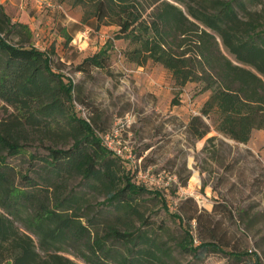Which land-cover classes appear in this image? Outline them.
<instances>
[{
	"label": "trees",
	"instance_id": "16d2710c",
	"mask_svg": "<svg viewBox=\"0 0 264 264\" xmlns=\"http://www.w3.org/2000/svg\"><path fill=\"white\" fill-rule=\"evenodd\" d=\"M52 2L79 9L81 24L93 23L96 31L115 28L97 52L74 67L76 73L107 70L113 42L124 41L127 47L119 52L124 63L161 66L173 80L176 98L187 83L208 93L186 126L195 139L213 130L246 144L253 131H264V0ZM61 31L69 50L73 37ZM11 35L27 42L31 32L0 3V102L4 111L12 110L0 119V264H75L60 254L66 247L85 264H180L175 250L193 261L218 254L226 264H262L261 255L243 244L249 233H261L256 227L264 222L263 213L252 215L225 199L207 211L192 197L171 212L162 192L136 180L135 171L72 111L75 85L52 68L55 45L15 46ZM33 133L40 136L35 141ZM13 159H24L26 167L13 165ZM82 185L104 197L98 205L116 214L121 228L101 226L89 216L84 195L76 192ZM141 196L160 203L179 236L166 234L164 227L149 231ZM255 246L264 255V236Z\"/></svg>",
	"mask_w": 264,
	"mask_h": 264
},
{
	"label": "rangeland",
	"instance_id": "374dc122",
	"mask_svg": "<svg viewBox=\"0 0 264 264\" xmlns=\"http://www.w3.org/2000/svg\"><path fill=\"white\" fill-rule=\"evenodd\" d=\"M15 4L17 7L7 8V12L14 21L28 25L31 37L27 42H21L24 38L11 35L9 43L39 50L55 45L52 68L75 85L72 111L87 120L98 135L117 132L119 144L115 145L117 140H114L112 146L121 149L124 155L131 152L135 158L142 159L135 170L136 180L161 191L171 212H176L181 199L192 197L199 208L207 211L215 201L225 199L233 208L251 209L252 215L264 214V159L261 154L256 157L222 136L207 144L189 134L186 126L191 117L199 115L202 107L200 97L192 90L182 104L175 97L176 91L171 89L173 80L168 72L153 64H147L143 69L125 64L119 54L127 47L124 41L113 42L115 49L107 70H92L88 75L76 73L74 67L82 57L97 52L106 39L113 36L115 29L101 27L96 31L93 23H87L81 24L79 30L73 25L77 26L74 21H79L80 10L68 9V6L59 9L50 0H18ZM61 29L73 37L69 50L63 47ZM74 30L84 34L74 39ZM173 99L177 101L176 105H172ZM11 112L10 108L4 111L0 102V119H5ZM210 132L213 135L212 130ZM254 135L261 151L264 135L258 132ZM39 137L33 133L31 141ZM49 140L45 139V142L49 143ZM205 145L208 149L203 152ZM57 147L63 148V145ZM11 163L21 169L26 167L24 159H13ZM78 182L77 178L70 186ZM76 192L84 195L89 216L97 217L99 225L122 227L114 221L116 214L105 212L98 205L104 199L102 195L84 185L78 186ZM140 200L141 210L150 219L149 231L157 233L164 227L168 229L166 234L180 235L177 224L165 214L159 202L147 196H141ZM257 229H261V233L257 236H254L255 230L249 233L243 246L259 253L264 264L262 250L255 246V242L264 236V222ZM60 254L75 264H85L71 247H66ZM173 254L180 264H226V258L218 254L208 255L202 261H193L177 250Z\"/></svg>",
	"mask_w": 264,
	"mask_h": 264
},
{
	"label": "crops",
	"instance_id": "0c3cea01",
	"mask_svg": "<svg viewBox=\"0 0 264 264\" xmlns=\"http://www.w3.org/2000/svg\"><path fill=\"white\" fill-rule=\"evenodd\" d=\"M16 1H18V0H0V3L5 7V10L7 11V8H12V7H17V5L15 4V2ZM50 1H52V0H50ZM50 3H48V6H50L49 5ZM18 7H21V6H19V4H18ZM57 7V6H56ZM63 6H59V7H57V8H59V9H61ZM68 9H70V8H68ZM74 23H76L77 24V26L75 25V27L76 28H78L79 30L81 29L79 26H82L81 25V22H80V19H79V21H74ZM64 27L65 26H67V24L66 25H63ZM107 28H109V29H115L114 27H107ZM75 34V36H74V39H75V37L77 36V35H83L84 33H81V32H77V30H74L73 31V35ZM85 44H87L86 42H84ZM71 46V45H70ZM78 49H79V47H78ZM84 48H82V50H83ZM81 50V49H80ZM86 56H84V57H82V58H85ZM155 66H157V67H159V68H162L161 66H159V65H155ZM144 67H138V69H143ZM163 69V68H162ZM164 70V69H163ZM165 71V70H164ZM200 88H201V86L199 85V84H196V83H187L184 87H182L180 90H178L179 91V93H178V97L176 98V99H180L179 100V102L180 103H185V101H186V97H188V95H189V93H190V90H192L198 97H200L199 98V100H200V104H201V106L203 105V103L207 100V98H208V93H205V92H200ZM171 89L172 90H174L173 89V87H171ZM199 104V103H198ZM187 111V110H186ZM256 132H258L260 135H264V131H262V130H256V131H253L252 132V135H251V138H250V140L248 141V143H246V144H236V143H234L232 140H230V141H232L233 142V144H236V145H239V146H242L244 149H246V150H248V151H250L252 154H254L256 157H259V155H258V153L259 154H261V158L262 159H264V143H263V149L260 151V148L259 147H257L256 146V143H255V140L253 139L254 137H255V135H254V133H256ZM212 133H213V135H211V132L210 133H208L204 138H203V140H207L208 138H210V137H213V136H216V137H220V135H218L215 131H213L212 130Z\"/></svg>",
	"mask_w": 264,
	"mask_h": 264
},
{
	"label": "built area",
	"instance_id": "2783aa9c",
	"mask_svg": "<svg viewBox=\"0 0 264 264\" xmlns=\"http://www.w3.org/2000/svg\"><path fill=\"white\" fill-rule=\"evenodd\" d=\"M101 141L103 142V144L111 151H113L117 156L121 157L122 159H124L127 163L129 168L132 171H135L139 168L140 162H141V158H135L134 156L131 155V152H129L127 155H124L123 151H121V149L119 148H115L112 146V144H114V140H117L115 142V145L119 144V140H118V134L117 132L113 133L112 135L109 134H105V135H99ZM143 178V177H141Z\"/></svg>",
	"mask_w": 264,
	"mask_h": 264
}]
</instances>
